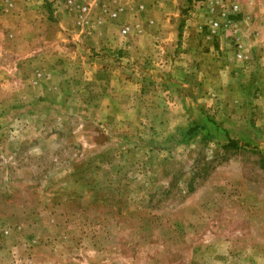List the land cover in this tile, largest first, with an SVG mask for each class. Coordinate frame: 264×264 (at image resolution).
I'll return each mask as SVG.
<instances>
[{"label":"rangeland","instance_id":"obj_1","mask_svg":"<svg viewBox=\"0 0 264 264\" xmlns=\"http://www.w3.org/2000/svg\"><path fill=\"white\" fill-rule=\"evenodd\" d=\"M129 1L0 0V264H264V0Z\"/></svg>","mask_w":264,"mask_h":264},{"label":"crops","instance_id":"obj_2","mask_svg":"<svg viewBox=\"0 0 264 264\" xmlns=\"http://www.w3.org/2000/svg\"><path fill=\"white\" fill-rule=\"evenodd\" d=\"M125 3H130V1L129 0H125ZM111 26L113 28H115V25L112 24ZM159 28H161L159 25H157V26L147 25V30L151 31L152 34L153 33H156V35H157V34H162L165 31L167 32V29H163L162 32H158ZM144 29H146L145 26L142 27V30H144ZM110 32H111V35L109 37L110 39L107 42V44L109 45L110 48H112V49H114L115 47H118L119 49H121V48H127V43L126 42H123V36L122 35H121V37L118 36V34H119L118 30L112 29ZM158 56H160V57L157 58V60L159 61L158 63H156L157 65H160L161 64V59L165 60L166 63H167V60L166 59L167 58L170 59V57H162L161 58V56H162L161 54L158 55ZM111 62H113V60H111ZM119 65H120L119 68L116 66L115 63H113V65L110 66V68H109V77H129L128 76L127 63L126 62L124 63V61L121 60V62H119ZM29 77H32V76H29ZM166 77H168V76H166ZM179 77H183V76L180 75ZM46 80H48L47 77L45 75H41L40 81H39V83H41V85H40L41 87H42L43 81H46ZM121 84H123V82H121ZM106 96H107V94H105V97ZM109 96H110V98H113L114 97L112 95H109ZM114 100H115V97H114ZM176 128H179V126L178 127L176 126Z\"/></svg>","mask_w":264,"mask_h":264},{"label":"built area","instance_id":"obj_3","mask_svg":"<svg viewBox=\"0 0 264 264\" xmlns=\"http://www.w3.org/2000/svg\"><path fill=\"white\" fill-rule=\"evenodd\" d=\"M85 10V8H84ZM111 17H117L118 16V12L116 11H110ZM214 26H218V22H214ZM128 29H123V33H127Z\"/></svg>","mask_w":264,"mask_h":264},{"label":"trees","instance_id":"obj_4","mask_svg":"<svg viewBox=\"0 0 264 264\" xmlns=\"http://www.w3.org/2000/svg\"><path fill=\"white\" fill-rule=\"evenodd\" d=\"M43 1H46L47 2V0H43Z\"/></svg>","mask_w":264,"mask_h":264}]
</instances>
